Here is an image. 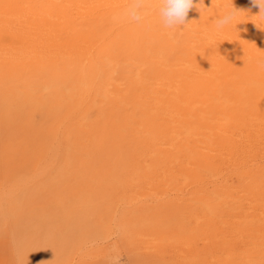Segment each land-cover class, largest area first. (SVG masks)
Segmentation results:
<instances>
[{
	"label": "bare ground",
	"instance_id": "6f19581e",
	"mask_svg": "<svg viewBox=\"0 0 264 264\" xmlns=\"http://www.w3.org/2000/svg\"><path fill=\"white\" fill-rule=\"evenodd\" d=\"M132 2L0 0V188L29 194L36 165L81 229L264 263V12L193 0L166 28L145 0L114 23Z\"/></svg>",
	"mask_w": 264,
	"mask_h": 264
},
{
	"label": "rangeland",
	"instance_id": "374dc122",
	"mask_svg": "<svg viewBox=\"0 0 264 264\" xmlns=\"http://www.w3.org/2000/svg\"><path fill=\"white\" fill-rule=\"evenodd\" d=\"M29 173L34 179L29 194L17 182L11 196L4 195L5 190L0 188V264H108V258L117 254L119 264H197L195 260L204 264H254V260L249 263L243 260L240 253L239 258L231 253L236 256L235 262L232 256V261L226 259L230 256L225 257L223 251L198 252L172 243L158 247L147 237L97 230L95 222H88L81 229L75 225L76 219L68 207L60 202L61 198L44 190L39 193L38 183L42 184L44 176L41 169L32 165ZM26 195L30 198L27 203ZM113 244L118 245L116 252L112 250Z\"/></svg>",
	"mask_w": 264,
	"mask_h": 264
},
{
	"label": "clouds",
	"instance_id": "9594fccd",
	"mask_svg": "<svg viewBox=\"0 0 264 264\" xmlns=\"http://www.w3.org/2000/svg\"><path fill=\"white\" fill-rule=\"evenodd\" d=\"M254 6H258L260 13L264 12V0H251ZM199 4H203V0H200ZM196 4L195 6L197 7ZM204 5V4H203ZM194 6L193 0H160L159 15L166 28H176L181 25L186 26L185 20L189 10ZM145 0H133V2L120 14H115L112 19L114 23L121 22L122 19L128 18L135 22H140L144 16ZM235 10L226 13L223 17L217 21L218 26H224L230 24L234 18ZM264 64V62H262ZM113 252L118 250V245L113 244ZM120 256L112 255L108 258V264H119Z\"/></svg>",
	"mask_w": 264,
	"mask_h": 264
}]
</instances>
